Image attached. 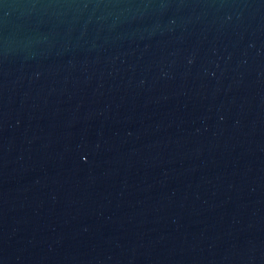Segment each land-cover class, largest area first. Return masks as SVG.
<instances>
[{
	"label": "water",
	"instance_id": "1",
	"mask_svg": "<svg viewBox=\"0 0 264 264\" xmlns=\"http://www.w3.org/2000/svg\"><path fill=\"white\" fill-rule=\"evenodd\" d=\"M0 264H264V0H0Z\"/></svg>",
	"mask_w": 264,
	"mask_h": 264
}]
</instances>
